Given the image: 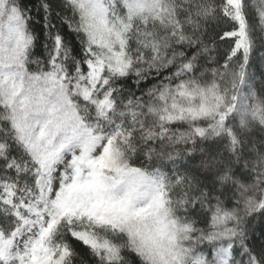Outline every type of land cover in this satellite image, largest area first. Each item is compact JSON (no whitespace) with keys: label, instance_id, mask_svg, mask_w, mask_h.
<instances>
[{"label":"snow or ice","instance_id":"snow-or-ice-1","mask_svg":"<svg viewBox=\"0 0 264 264\" xmlns=\"http://www.w3.org/2000/svg\"><path fill=\"white\" fill-rule=\"evenodd\" d=\"M72 241L264 264V0H0V264Z\"/></svg>","mask_w":264,"mask_h":264},{"label":"trees","instance_id":"trees-1","mask_svg":"<svg viewBox=\"0 0 264 264\" xmlns=\"http://www.w3.org/2000/svg\"><path fill=\"white\" fill-rule=\"evenodd\" d=\"M231 25H222L221 28H218L216 31L222 35L223 31H227V30H231ZM216 45H217V52L223 54L225 53L232 44V41L230 40H225V41H220L219 37H216ZM42 52V49H40L39 47L37 48V55H40ZM214 55L216 53H213ZM221 62H223V57L221 56ZM251 71H255L257 74V78H259L260 75V71L261 69L259 68V66H254L253 69H250ZM259 87V86H258ZM139 94V93H137ZM259 217H257L256 220L253 221V226L256 227L257 229V234H259V228H260V224H259ZM72 246L75 250V252L77 253L76 258L74 259V264H96L95 259L90 255L89 250L84 247L81 243L77 242V241H72ZM135 259V258H133Z\"/></svg>","mask_w":264,"mask_h":264}]
</instances>
